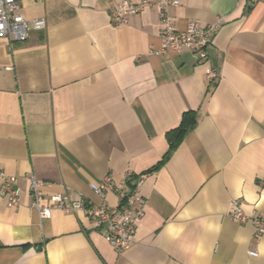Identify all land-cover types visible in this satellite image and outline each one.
<instances>
[{
  "label": "crops",
  "instance_id": "crops-1",
  "mask_svg": "<svg viewBox=\"0 0 264 264\" xmlns=\"http://www.w3.org/2000/svg\"><path fill=\"white\" fill-rule=\"evenodd\" d=\"M19 1L46 29L0 39V167L22 189L14 207L0 194V264H264V235L227 217L234 200L264 212V0H178L181 30L222 20L204 61L161 50L155 7L115 28L125 0ZM189 111L194 129L161 165ZM30 174L51 184L46 198L95 205L92 185L141 178L131 248L118 254L80 213L41 219Z\"/></svg>",
  "mask_w": 264,
  "mask_h": 264
},
{
  "label": "built area",
  "instance_id": "built-area-1",
  "mask_svg": "<svg viewBox=\"0 0 264 264\" xmlns=\"http://www.w3.org/2000/svg\"><path fill=\"white\" fill-rule=\"evenodd\" d=\"M179 5L178 0H139L138 2L125 0L116 4L111 10V21L115 28H120L128 23L130 16L155 7L159 13L161 26V50L179 53L187 48L191 50L196 61L207 60L208 48L212 45L213 36L218 32L222 20L219 19L208 26L191 21L184 30H181L171 16V10ZM21 8L19 0H0V39L26 42L33 32L46 29L45 19H27L21 13ZM152 54L158 56L160 51ZM219 77L216 72L208 74L210 81H216ZM132 178V174H127L122 183L116 184L111 177H108L103 182L92 185V190L104 198L100 205H95L83 198L73 201L66 194H54L46 198L44 190L51 184L39 180L34 174L27 177L33 208L41 219L50 218L55 210L66 214H83L99 228L105 230L106 240L118 254L131 248L138 224L145 216L144 203L139 193L142 179L136 178L131 184ZM109 192L116 194L119 200L117 205H111L105 200ZM0 194L5 197L8 206L11 207L19 204L22 194L18 179L7 176L1 167ZM227 217L241 223L251 222L256 228L257 236L264 235V212L253 216L246 215L241 200L232 201ZM251 255L254 256L256 253L251 252Z\"/></svg>",
  "mask_w": 264,
  "mask_h": 264
},
{
  "label": "trees",
  "instance_id": "trees-1",
  "mask_svg": "<svg viewBox=\"0 0 264 264\" xmlns=\"http://www.w3.org/2000/svg\"><path fill=\"white\" fill-rule=\"evenodd\" d=\"M195 125H196V113L194 111H189L183 114L179 127L167 133V139L169 141L170 149L163 162H161V165L177 149V147L183 141L185 136L191 130L194 129ZM156 169L157 168H154L151 171H154Z\"/></svg>",
  "mask_w": 264,
  "mask_h": 264
}]
</instances>
